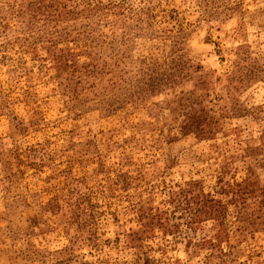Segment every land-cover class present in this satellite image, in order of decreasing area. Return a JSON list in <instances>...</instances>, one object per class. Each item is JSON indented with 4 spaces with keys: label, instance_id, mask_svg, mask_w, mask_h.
<instances>
[{
    "label": "rangeland",
    "instance_id": "1",
    "mask_svg": "<svg viewBox=\"0 0 264 264\" xmlns=\"http://www.w3.org/2000/svg\"><path fill=\"white\" fill-rule=\"evenodd\" d=\"M0 264H264V0H0Z\"/></svg>",
    "mask_w": 264,
    "mask_h": 264
}]
</instances>
